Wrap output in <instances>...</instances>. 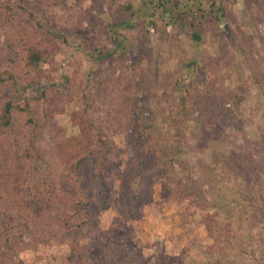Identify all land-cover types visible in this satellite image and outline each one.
<instances>
[{"label": "rangeland", "instance_id": "obj_1", "mask_svg": "<svg viewBox=\"0 0 264 264\" xmlns=\"http://www.w3.org/2000/svg\"><path fill=\"white\" fill-rule=\"evenodd\" d=\"M31 45L49 57L27 68ZM4 67L16 88L0 85V105L28 111L0 126L2 264H264V173L230 169L246 142L264 145V0H0ZM235 88L229 127L219 106ZM186 89L201 112L184 169L166 167L133 117L151 109L164 140Z\"/></svg>", "mask_w": 264, "mask_h": 264}, {"label": "trees", "instance_id": "obj_2", "mask_svg": "<svg viewBox=\"0 0 264 264\" xmlns=\"http://www.w3.org/2000/svg\"><path fill=\"white\" fill-rule=\"evenodd\" d=\"M18 7L22 11L28 13L29 17H33V15L27 11L23 2L22 4H18ZM46 32L54 38H66L65 35L58 30L46 28ZM195 36L196 35H193V37ZM48 57V50L31 45L27 46L23 63L27 68H34L40 61L46 60ZM13 75L14 72L8 69V67L0 69V85L7 86L11 89L16 88V79ZM204 79L205 75L202 76V80ZM240 97V90L235 88L227 97L223 99L222 105L219 106L220 110L223 112L224 119L227 118V124H229V127H232V124H237L239 121L238 113L240 108ZM20 103L21 102L14 98H6L2 101V104L0 105V126H8L10 124L13 110L28 111L27 104L25 103L21 105ZM199 107V103H197L193 93L186 89L185 93L179 98V100L169 106L167 111L161 116V123L164 126V140L157 139L153 134L152 125L150 123V120L152 119V110L140 108L136 111V114H134L133 117L134 127L140 132V135H143V141L146 143H144V147L155 163L160 164L166 159H169V164L166 165V167L172 166L170 164L175 162L184 169L185 166L178 161L176 154L180 151V146L183 143L182 138L186 122L197 118L201 112V108ZM96 136L98 139L102 140V142L108 143V139L101 138L102 136H100L98 132H96ZM71 169V173H76L73 170V167ZM230 169L248 173L252 182L257 183L261 175L264 173V145L258 142H246V146L239 151L238 156H235L234 160L230 161ZM75 175L77 179L79 174L76 173ZM191 184L192 183H189L187 180H183L182 182V185L191 189L192 192L193 186ZM243 196L245 197L247 206L251 209L252 203L247 200L245 195ZM81 206L82 207L80 208H84L85 214L83 220L84 225H87L89 223V218L91 217V206L89 202L87 205L82 204ZM68 231L70 230L65 229L66 233H69ZM71 231L73 233L76 232V230ZM1 260L2 259H0V264H2ZM254 260L255 262L262 261L261 259L256 258Z\"/></svg>", "mask_w": 264, "mask_h": 264}]
</instances>
